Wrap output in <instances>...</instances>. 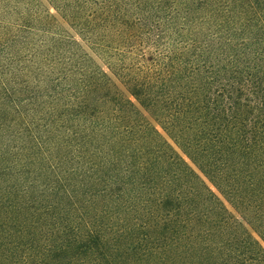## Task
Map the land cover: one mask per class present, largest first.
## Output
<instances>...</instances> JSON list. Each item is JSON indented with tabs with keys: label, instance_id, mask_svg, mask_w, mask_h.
<instances>
[{
	"label": "trees",
	"instance_id": "trees-1",
	"mask_svg": "<svg viewBox=\"0 0 264 264\" xmlns=\"http://www.w3.org/2000/svg\"><path fill=\"white\" fill-rule=\"evenodd\" d=\"M262 243L264 0H0V264H264Z\"/></svg>",
	"mask_w": 264,
	"mask_h": 264
},
{
	"label": "rangeland",
	"instance_id": "rangeland-1",
	"mask_svg": "<svg viewBox=\"0 0 264 264\" xmlns=\"http://www.w3.org/2000/svg\"><path fill=\"white\" fill-rule=\"evenodd\" d=\"M50 9V12H51V14H53L57 19H58V21L61 23V25L65 28V29H67V30H69L70 32H72V30L70 29V27L68 26V24L57 14V12L53 9V8H49ZM72 34H74V32H72ZM75 38L77 39V40H79L80 41V39L77 37V36H75ZM83 45V44H82ZM83 47H84V49L85 50H87L90 54H91V52L89 51V49L87 48V47H85V45H83ZM104 70L106 71V72H108V70H107V68H105L104 67ZM134 100V99H133ZM157 128L160 130V132H162L163 133V131H162V129L157 125ZM164 134V133H163ZM172 144H173V146L181 153V151L174 145V143L173 142H171ZM182 154V153H181ZM182 156L185 158V160L197 171V172H199L198 170H197V168L191 163V161L186 157V156H184L183 154H182ZM200 173V172H199ZM200 175L201 176H203L201 173H200ZM204 178V177H203ZM205 180H206V182L208 183V185L211 187V189L216 193V194H218V196H220V198L223 200V202L225 203V205H226V207H227V209L236 217V218H238L239 220H241L242 221V218H241V216H240V214L220 195V193L217 191V189L206 179V178H204ZM263 244V246H264V243H262Z\"/></svg>",
	"mask_w": 264,
	"mask_h": 264
}]
</instances>
